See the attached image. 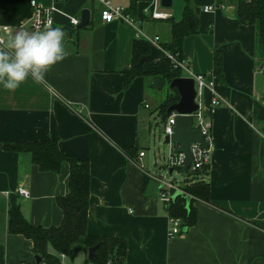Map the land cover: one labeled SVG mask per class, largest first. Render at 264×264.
Segmentation results:
<instances>
[{
	"label": "crops",
	"instance_id": "1",
	"mask_svg": "<svg viewBox=\"0 0 264 264\" xmlns=\"http://www.w3.org/2000/svg\"><path fill=\"white\" fill-rule=\"evenodd\" d=\"M38 1L55 2L59 8L51 28L64 31L62 43L68 55L50 66L42 80L29 76L15 90L0 83L4 264H32L35 259L32 240L7 231L9 195H17L30 222L59 224L62 210L56 196L68 191L69 164L64 161L57 172L40 170L28 152L7 150L3 140L48 137L56 139L66 153L89 160L87 232L124 236V264H264V122L252 114L254 100L264 103V61L255 53V25L236 16L239 0H189L198 9V31L184 37L182 55L193 71L210 79L213 55L220 51L223 76L220 79L214 72L219 105H210L211 93L204 91L203 109L212 134L203 175L209 183V201L196 198L194 223L173 237L168 235L169 214L159 198L160 184L145 163L152 118L159 115L164 120L167 115L158 108L163 99L154 115L149 99L154 77L136 75L123 85L122 70L131 66L137 38L134 26L121 19L103 20L97 0ZM113 2L124 6L145 34H158L161 43L171 37L169 17L180 19L185 4V0H171L166 7L157 0V9L167 16L151 18L144 12L148 0H137L133 10H129L131 0ZM5 3L6 17L0 15V23L11 25L9 41L21 30L48 29L35 30L27 23L30 0ZM208 3L224 6L203 10ZM83 8L90 10L89 21L72 26L68 15L80 19ZM123 145L134 147L132 155ZM140 150L144 154L139 157ZM18 187L28 189L29 196L19 194ZM89 261L88 248L81 247L74 258L61 257L60 264Z\"/></svg>",
	"mask_w": 264,
	"mask_h": 264
},
{
	"label": "trees",
	"instance_id": "2",
	"mask_svg": "<svg viewBox=\"0 0 264 264\" xmlns=\"http://www.w3.org/2000/svg\"><path fill=\"white\" fill-rule=\"evenodd\" d=\"M137 0H131L129 10H133ZM236 16L243 23H251L256 28L255 53L264 61V0H239L236 6ZM170 21V40L162 43L167 49L182 54L183 39L186 35L198 31V9L189 5L185 0L180 19L172 17ZM151 44L142 38H135L132 44V63L129 68L123 69V85L127 86L136 75L159 76L163 80H170L180 75V70L174 68L170 59L159 52L158 57L152 61H143L136 65L138 58L150 51ZM213 71L220 79L223 76L222 55L215 51L213 55ZM179 98L175 88H171L159 105L160 111ZM253 118L264 122V103L254 100L252 107ZM3 147L7 150L25 151L30 154L31 160L43 171L60 170L64 161L69 164L68 191L57 195L56 202L62 210V219L57 225H43L30 222L22 213L17 195H9L7 207V231L22 233L32 240L33 255L41 259L33 260L32 264H60V254L74 258L77 251L83 247L88 248L97 244L94 264H124L127 251V241L120 235H98L87 232V216L90 192V166L89 160L77 157L63 151L56 139L20 140L4 139ZM123 150L132 155L133 146L123 145ZM209 162L194 170L189 168L184 173V190L191 195L189 201L182 193L176 194L165 204L169 216H178L181 219L178 234L195 221V208L193 201L200 198L209 201V183L203 175L207 173ZM188 181V183H187ZM83 239V244L78 241ZM4 245L0 243V264H4Z\"/></svg>",
	"mask_w": 264,
	"mask_h": 264
},
{
	"label": "built area",
	"instance_id": "3",
	"mask_svg": "<svg viewBox=\"0 0 264 264\" xmlns=\"http://www.w3.org/2000/svg\"><path fill=\"white\" fill-rule=\"evenodd\" d=\"M99 3V13L103 20L110 21L112 19H121L129 24L133 25L135 28V37L144 38L151 45L157 47L158 51L163 52L171 61L174 68L180 70V76H189L194 80L195 87V102L198 104L197 109L192 111L190 115L192 116V125L197 127L201 131L202 139L207 143L204 145L199 140H190V152L192 155V160L189 166L185 169L184 172H181V166L184 164L186 155L184 152H172V149L177 146L176 143H169L170 153L168 156V162L165 164L168 168V171L171 172L174 168H177L179 172L183 174L189 168V170H194L198 167H201L204 163L209 162V151L211 143V120L207 117L204 109L203 103L205 100L204 91L208 90L211 93L210 105H219L221 98L215 91V74L214 72H209L211 75L210 79H207L206 73L193 71L190 67L187 59L178 52H173L167 49L161 42L160 36L147 35L142 29L134 24V17L125 9L124 6L120 4H115L113 0H97ZM150 4L144 8V12L148 13L151 18H160L166 17L167 13L157 9V0H148ZM31 12L28 18L27 23L33 29H47L53 26L54 22V13L58 11L59 8L56 6L55 2L50 4L42 3L38 0H30ZM222 4L208 3L205 4L203 10H215L216 8L223 7ZM68 22L72 26H76L80 19L75 15H68ZM11 25L8 23H0V48H4L5 45L9 43L10 39ZM262 69H264V62L261 64ZM176 111H172L167 114L164 119V136L166 134L170 135L173 132V125L175 124V115ZM144 154V150L139 151V157ZM149 175L158 181L160 184L159 189V198L165 203H170L171 199L174 197V194L178 193H187L183 188V183H180L178 180L173 178L166 177L159 171L152 170L148 172ZM17 192L23 196H29V190L25 187H18ZM181 219L178 216H169V228L168 235L173 237L178 234L180 230ZM61 257L65 256L64 253L60 254ZM88 264H94L92 261H89Z\"/></svg>",
	"mask_w": 264,
	"mask_h": 264
},
{
	"label": "clouds",
	"instance_id": "4",
	"mask_svg": "<svg viewBox=\"0 0 264 264\" xmlns=\"http://www.w3.org/2000/svg\"><path fill=\"white\" fill-rule=\"evenodd\" d=\"M64 37L62 29L51 27L42 32H16L9 43L0 48V83L3 87L15 90L29 76L42 80L50 66L68 55L62 43Z\"/></svg>",
	"mask_w": 264,
	"mask_h": 264
},
{
	"label": "water",
	"instance_id": "5",
	"mask_svg": "<svg viewBox=\"0 0 264 264\" xmlns=\"http://www.w3.org/2000/svg\"><path fill=\"white\" fill-rule=\"evenodd\" d=\"M160 4L162 6H170L171 0H160ZM90 18V10L88 8H83L80 14V21L76 25L77 27H81L85 25ZM159 51L156 46L152 45L149 53L141 55L136 65L142 64L143 61H152L158 57ZM165 80H163L159 76H155L152 79V86L155 88H161L164 84ZM169 83L171 88H175L179 94V98L171 103L167 109L166 114L171 113L172 111H176L175 115V124L173 125V132L168 135L166 134L164 137L165 143H176L178 144L172 149V152L182 151L186 155V159L184 164L181 166V172H184L185 169L189 166L192 155L190 152V140H199L204 145H207L205 141L202 139L201 131L197 127H193L192 125V116L190 113L197 109L198 104L195 102V87L194 80L192 77L179 75L173 77ZM186 196L187 201L190 200L191 195L188 193H182ZM176 193L174 194V196ZM97 244L91 245L88 247V259L90 261H94L95 258V249ZM36 261L41 259V256L34 255Z\"/></svg>",
	"mask_w": 264,
	"mask_h": 264
},
{
	"label": "rangeland",
	"instance_id": "6",
	"mask_svg": "<svg viewBox=\"0 0 264 264\" xmlns=\"http://www.w3.org/2000/svg\"><path fill=\"white\" fill-rule=\"evenodd\" d=\"M7 3H5V0H0V10H1V16L3 18L6 17V9ZM260 58V62H262ZM151 96L149 99L151 100V106L154 107L152 110L155 111L154 115H157V112L155 110V106L157 102H159L162 99H164L165 95L171 91V87L169 86V83L167 81L164 82L163 86L161 88H150ZM153 92V93H152ZM205 97V96H204ZM164 120L162 119V116L157 115L156 118H152V126H151V134H150V143L149 147L145 146V151L147 153L146 155V165L149 166L151 170H156L164 174L166 177L173 178L174 180H178L180 183H182L185 179L183 177V174L179 172L177 168H174L171 172L168 171V168L166 167V163L168 162V156L170 153V146L168 143L164 142ZM155 158L157 159V164L155 163ZM61 257V256H60Z\"/></svg>",
	"mask_w": 264,
	"mask_h": 264
}]
</instances>
